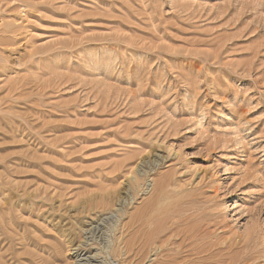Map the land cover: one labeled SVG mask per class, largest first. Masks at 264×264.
Listing matches in <instances>:
<instances>
[{"label":"rangeland","instance_id":"rangeland-1","mask_svg":"<svg viewBox=\"0 0 264 264\" xmlns=\"http://www.w3.org/2000/svg\"><path fill=\"white\" fill-rule=\"evenodd\" d=\"M84 263L264 264V0H0V264Z\"/></svg>","mask_w":264,"mask_h":264},{"label":"bare ground","instance_id":"bare-ground-1","mask_svg":"<svg viewBox=\"0 0 264 264\" xmlns=\"http://www.w3.org/2000/svg\"><path fill=\"white\" fill-rule=\"evenodd\" d=\"M162 179V178H161ZM159 182V181H158ZM144 223V222H143ZM142 223V224H143ZM155 225V224H154ZM159 227H161V226H159ZM158 227V228H159ZM159 229H161V228H159ZM144 231H146V230H144ZM161 231V230H160ZM135 232V231H134ZM143 232V231H142ZM144 233H146V232H144ZM149 236H153L152 234H149ZM142 237H143V235H142ZM150 238V237H149ZM152 239V238H151ZM127 240V239H126ZM132 240V239H131ZM141 240H142V238H141ZM145 240H147V239H145ZM128 242H130V241H128ZM145 242V241H144ZM147 242H149V241H147ZM136 243V242H135ZM130 244V243H129ZM131 244H133L132 242H131ZM137 244V243H136ZM143 244V243H142ZM142 244H141V246H142ZM146 245H147V243H146ZM130 246V245H129ZM134 247V246H133ZM133 247H131V248H133ZM126 251H127V253H128V251H129V249L127 250V248H126ZM130 251H131V249H130ZM86 257V256H85ZM84 257V258H85ZM87 258V257H86ZM83 259V258H82ZM90 262V261H89ZM85 264V263H84Z\"/></svg>","mask_w":264,"mask_h":264}]
</instances>
